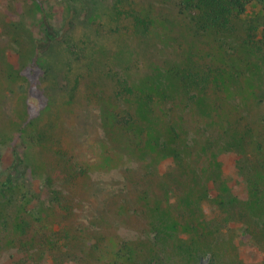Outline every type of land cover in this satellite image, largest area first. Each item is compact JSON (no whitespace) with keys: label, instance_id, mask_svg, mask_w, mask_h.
Segmentation results:
<instances>
[{"label":"rangeland","instance_id":"obj_1","mask_svg":"<svg viewBox=\"0 0 264 264\" xmlns=\"http://www.w3.org/2000/svg\"><path fill=\"white\" fill-rule=\"evenodd\" d=\"M178 1L0 0V264H264V0Z\"/></svg>","mask_w":264,"mask_h":264},{"label":"trees","instance_id":"obj_2","mask_svg":"<svg viewBox=\"0 0 264 264\" xmlns=\"http://www.w3.org/2000/svg\"><path fill=\"white\" fill-rule=\"evenodd\" d=\"M192 2L189 3L187 0H179L176 3V8L178 12H181L183 9L188 10L192 14L193 17L201 16L206 21L210 22L212 25H219V24H225L227 21V18L229 15H231L233 12H236V14H241L245 11L247 4L251 0H191ZM203 6V8L200 9V6ZM40 10L42 13V6L40 5ZM198 14V15H197ZM201 14V15H199ZM45 31H47L48 38L53 40L55 42L56 40H59L61 38V34L58 33L55 35L53 32H51L50 29H48L45 22L42 23ZM56 36H58L59 39H54ZM60 36V37H59ZM47 43H38V48L43 50L42 48L46 46ZM264 45V40H263ZM264 136V133H263ZM262 154H263V147H262ZM257 167H261L264 169V159H257L256 162ZM9 181L0 179V202L3 199V191L4 188L9 186Z\"/></svg>","mask_w":264,"mask_h":264}]
</instances>
